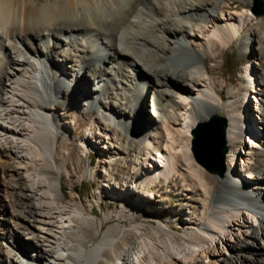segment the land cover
<instances>
[{"label":"bare ground","instance_id":"obj_1","mask_svg":"<svg viewBox=\"0 0 264 264\" xmlns=\"http://www.w3.org/2000/svg\"><path fill=\"white\" fill-rule=\"evenodd\" d=\"M250 3L0 0V264H264V170L252 162L264 143V70L247 67L254 90L240 95L210 79L206 61L236 41L264 60ZM70 103L98 108L102 121L88 125L78 152L101 146L103 192L124 203L135 194L149 212L171 209L162 197L174 194L184 244L162 219L138 220L139 206L121 205L119 219L131 222L103 230L93 209L62 202L60 156L70 153L58 145L60 136L73 141ZM213 115L227 121L228 149L215 179L191 150L193 131ZM134 142L138 172L118 184L112 158ZM88 228L100 229L99 241ZM128 235L135 241L118 253Z\"/></svg>","mask_w":264,"mask_h":264},{"label":"rangeland","instance_id":"obj_2","mask_svg":"<svg viewBox=\"0 0 264 264\" xmlns=\"http://www.w3.org/2000/svg\"><path fill=\"white\" fill-rule=\"evenodd\" d=\"M18 3V7L22 8L23 3L26 0H15ZM40 3H43L44 0H38ZM46 1V0H45ZM231 3L238 2L241 3V0H229ZM257 0H252L248 8H250L251 13L256 17V23L260 29L264 30V16H258L254 12ZM263 5H264V1ZM28 13H32L31 7L28 10ZM17 30V27L11 28L9 33L11 34L12 30ZM213 41L211 40V43ZM240 44L239 41L234 42L231 47L224 49L222 51L220 48L216 51L220 54L215 59H208L207 65L209 69L208 77L214 80L220 88L223 87L226 91L229 90H236L241 95L243 94L245 89L250 87L252 89L251 79L245 76L246 69L248 66H252L264 70V60L259 58L257 55H252L251 52L246 54H242L240 51ZM216 48V47H214ZM76 60V58H73ZM256 60L257 64H254L253 61ZM77 63L76 65H78ZM258 79L261 81V88L264 90V75H260ZM264 93V92H263ZM235 103H239V99L234 100ZM71 106V103L68 105ZM73 110H70L69 113L71 114L74 128L72 129V134L68 136V138H73V141L60 136V143L58 145V150L63 151L65 148L69 149L70 156L67 158H63L60 156L61 161H63L67 167L66 173L62 174V184H63V194H62V202L66 203L71 199H75L76 201L80 202L82 206L86 208L93 209L95 217L97 220L102 221V228L105 230L108 226L120 223V224H129L131 222L130 219L124 220L119 219V207L123 204H128L131 208L133 207H140V211H142L141 217H137L138 220L145 221V223H153L156 222L158 218L162 219L165 223L171 225V227L176 231V236L179 240L180 244H184V240L181 238V233L183 232L184 228L181 224V217L176 216V214L171 212V209L175 208V195L169 192L165 193V189L168 187L166 181H158L161 182L163 187L157 186L155 190L160 191L159 194L163 195L162 198H167L169 203L172 204L171 209H164L161 212H149L147 207H142L139 205L138 201L135 200V194L129 200H126L125 203L122 201L114 202L111 198H109L110 194L103 192L102 187V179H101V169L102 164L100 161H103L104 155L101 154L100 149L101 146H97L95 150L88 151L85 155H81L78 152V143L87 137L86 130L89 124H92L93 120L102 121L100 119L98 108L92 107L91 110H82V112L74 109V105L71 106ZM139 114L142 116L143 114L141 111ZM223 116V115H221ZM125 128V127H124ZM261 128V127H260ZM263 130V129H259ZM99 130L94 128L92 132V136H101V139H104L103 135L98 134ZM126 131V130H125ZM194 137H192V141ZM260 149L253 150V159L252 162L254 165V170L256 172H261L264 170V143ZM139 150V145L134 142L133 146L131 147H122L119 154L114 156L112 159L113 167L109 170V174H114V179L117 180V183L120 184L122 179L126 177L129 173L138 172V170H134L133 163L136 161V152ZM191 150H192V142H191ZM192 155L195 159V156L192 152ZM107 157V156H106ZM59 159V160H60ZM196 160V159H195ZM1 162V159H0ZM140 171V170H139ZM207 171V170H206ZM208 177L211 179H215L216 174L210 173L207 171ZM1 176V174H0ZM100 177V178H99ZM119 179V180H118ZM177 185H176V184ZM181 181L173 182L171 185L176 186L174 190L179 187L181 188ZM173 187V186H171ZM107 191V190H106ZM138 191L145 192L148 189L142 187ZM113 194V193H112ZM115 194V193H114ZM167 205V204H166ZM158 217V218H156ZM108 218V220H107ZM76 219V218H75ZM77 222H81L80 220L76 219ZM78 224V223H77ZM149 227V226H148ZM88 239L97 242L100 240L102 236V232L88 228ZM149 230V228H148ZM72 235L68 237L71 239ZM135 241L134 236L128 235L123 238L120 244L117 247L118 253L126 250L131 244ZM123 243V244H121ZM126 244V246L124 245ZM115 262V261H113Z\"/></svg>","mask_w":264,"mask_h":264},{"label":"water","instance_id":"obj_3","mask_svg":"<svg viewBox=\"0 0 264 264\" xmlns=\"http://www.w3.org/2000/svg\"><path fill=\"white\" fill-rule=\"evenodd\" d=\"M254 12L264 16V5L256 1ZM227 121L221 115H213L199 123L193 131L192 152L196 161L210 173L223 176L225 159L228 153L226 147Z\"/></svg>","mask_w":264,"mask_h":264}]
</instances>
